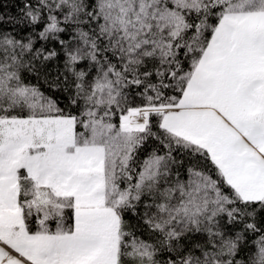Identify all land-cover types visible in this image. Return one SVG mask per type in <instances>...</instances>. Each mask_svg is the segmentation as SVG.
I'll use <instances>...</instances> for the list:
<instances>
[{
  "label": "snow or ice",
  "instance_id": "1",
  "mask_svg": "<svg viewBox=\"0 0 264 264\" xmlns=\"http://www.w3.org/2000/svg\"><path fill=\"white\" fill-rule=\"evenodd\" d=\"M0 264H264V0L0 16Z\"/></svg>",
  "mask_w": 264,
  "mask_h": 264
},
{
  "label": "trees",
  "instance_id": "2",
  "mask_svg": "<svg viewBox=\"0 0 264 264\" xmlns=\"http://www.w3.org/2000/svg\"><path fill=\"white\" fill-rule=\"evenodd\" d=\"M22 7V0H0V16L4 17L5 22L8 20L9 17H14L16 19H19L20 17V9ZM18 31H21V34H25L23 32V26L18 29ZM37 47H40V43L38 42ZM46 47H57L54 44H49L46 45ZM57 62L56 61H51L48 63V68L49 70L55 74L57 71ZM50 79V78H49ZM35 83V80H33ZM41 89L45 91L47 95L53 96V98H57L61 96V93L59 92L58 89L50 86L49 83L45 82V78L43 75L41 76ZM130 223H135L134 218L131 216L128 217Z\"/></svg>",
  "mask_w": 264,
  "mask_h": 264
}]
</instances>
